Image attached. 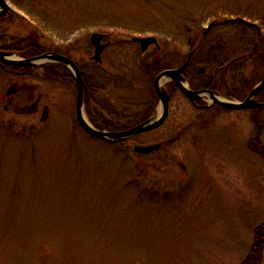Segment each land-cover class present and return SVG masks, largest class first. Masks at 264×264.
<instances>
[{"label":"rangeland","instance_id":"374dc122","mask_svg":"<svg viewBox=\"0 0 264 264\" xmlns=\"http://www.w3.org/2000/svg\"><path fill=\"white\" fill-rule=\"evenodd\" d=\"M14 1L25 2L26 7L32 3L36 17L49 18L55 26L40 32L35 18ZM8 3L11 12L0 22V42L21 47L36 38L46 52L77 59L87 71L88 84L95 81L89 70L98 68L89 62L95 51L90 35L101 31L99 26L110 27L107 32L113 27L124 29L111 34L113 44L104 53L108 73L124 82L107 96L101 91L96 105L119 124L160 111L154 80L141 65L145 58L152 60L158 48L152 46L142 55L140 45L128 41L131 36L178 32L183 16L189 10L201 13L203 4L233 10L247 5L264 16V0ZM210 21L205 19L202 27ZM254 38L250 28L216 25L201 53H213L221 60L243 52ZM190 43L161 39V50L178 67L188 57ZM252 60L243 73L237 72V81L251 85L264 77V56ZM42 65L25 75L0 68V264H242L247 260L256 228L264 224V158L248 146L258 133L252 109L225 108L209 94L205 104H195L168 81L164 86L172 99L165 124L112 145L90 137L79 125L73 82L60 74L49 75ZM200 65L197 59L188 68L189 78L200 77ZM12 87L18 92L9 94ZM248 93L242 99L218 96L239 102ZM37 102V111L27 108ZM258 119L264 145V109ZM156 143L162 148L147 156L133 150L134 145ZM263 258L264 250L254 264H261Z\"/></svg>","mask_w":264,"mask_h":264},{"label":"trees","instance_id":"16d2710c","mask_svg":"<svg viewBox=\"0 0 264 264\" xmlns=\"http://www.w3.org/2000/svg\"><path fill=\"white\" fill-rule=\"evenodd\" d=\"M16 6L22 10H24L31 17L35 18L37 22V27L40 32H44L47 28L54 27V23H51V19L43 17L37 18L34 9L32 8V3L30 6L26 7L21 2L14 1ZM202 7V11L199 14H195V12L189 10L182 18L183 28L178 32L174 31H165L159 30L156 31L155 34L158 35L159 39L162 41H177L179 39H186L192 45V48L195 49V54L192 58L191 65L198 59L200 66L205 68V71L200 73V77H191L190 83L193 89H211L218 91L224 96L242 99L243 95H245L248 91H250L254 86H256L260 80H255L250 84H247V80L237 81L236 74L237 72H242L247 69L249 63L253 61V57L256 55L264 56V16L259 15L256 11H253L250 6L242 5L238 9L233 10L227 5H218L214 7H207L205 4ZM211 19V21H216L217 25H226V24H238L244 26L245 28H250L255 31V38L253 44L247 47L243 52L235 54L230 57H224L223 59H219L217 56H214L213 53H208L206 56L202 55V45L204 41L210 35L203 37L204 28L202 27L205 19ZM235 19V21H231ZM5 18H0V22L4 21ZM255 21H258L256 23ZM256 23L261 31L260 37H258V30L253 25ZM58 27V26H57ZM101 31L111 30L108 26H99L98 28ZM124 30L119 27H113V32H120ZM122 32V31H121ZM127 33V32H126ZM193 39V40H192ZM132 42L131 40H128ZM0 49L9 50L18 55L28 58L44 52L41 45L37 42V39L27 40L23 46H5L3 42L0 43ZM190 54V53H189ZM202 55V57H200ZM187 59V58H186ZM141 65L143 66V70L145 75L149 76V78L154 79V77L162 70L166 68L173 67L169 61L167 53H163L161 49H158L156 54L154 55L152 60L143 59L141 61ZM1 70H6L11 72L13 69H17L22 72L31 71L33 67H7L3 66L0 63ZM46 72L51 74H58L60 71H64L67 82H72L74 76L72 72L65 66L58 63H46L43 65ZM90 78L94 79V83L88 84L87 95H86V104H87V112L93 123V125L101 130L107 129L111 131L115 130H123L125 129L124 124L116 123L112 120H109L107 117H104V114L96 107L99 104V93L101 90L115 89L117 84H121L124 82L123 79L116 76L115 73L112 75L108 73V71L103 70V68L98 65V68L94 75H90ZM174 89H176V86ZM257 98L260 101H264V88L261 89ZM95 99V100H94ZM154 108V106H153ZM107 109V108H106ZM263 107H255L252 109L254 112L253 121L256 125H258V133L255 139H251L248 141L249 148L259 154L262 158H264V145L261 142V130L262 125L258 119V113L262 111ZM154 111V110H153ZM152 111V112H153ZM107 112L112 113L110 109H107ZM115 114V113H113ZM150 114L144 115L142 118L146 119ZM123 141L109 143L112 145H117L122 143ZM264 230V224L257 226L256 234H262ZM262 246V247H261ZM264 250V244L255 243L254 248H252V254L249 256L248 264H254L258 260V255L262 253Z\"/></svg>","mask_w":264,"mask_h":264},{"label":"water","instance_id":"95a60500","mask_svg":"<svg viewBox=\"0 0 264 264\" xmlns=\"http://www.w3.org/2000/svg\"><path fill=\"white\" fill-rule=\"evenodd\" d=\"M10 11V5L7 0H0V17L5 16ZM235 21V19L231 20ZM216 24V21H212L208 24L204 31V36H206L209 31ZM254 25V24H253ZM258 37L261 35V31L258 26ZM106 34L101 32H94L91 34V42L95 47V55L93 59L102 62V57L104 51L109 46L110 43L103 42ZM133 41L140 43L143 52L147 51L151 45L157 44L158 39L154 36L145 37H133ZM194 51H192L187 59V61L178 68H171L161 71L154 80L155 90L161 99V112L158 116L153 119H149L133 128L124 131H105L95 128L87 119L84 111V79L80 72V69L76 63L68 56L59 53H44L31 58L23 59L19 58L11 52L0 50V62L7 66H34L44 62H56L68 66L74 73L77 83V101H76V112L77 118L83 129L92 137L108 141L116 142L131 138L135 135L149 132L161 127L169 115V95L164 89V83L168 80H172L176 83L178 88L192 101L204 100L206 94H210L214 102L228 109L242 110L250 109L254 107H264V102H260L256 99L257 93L264 88V78L259 84H257L248 94V96L243 100V102H233L227 99H218L215 95L217 94L211 90H193L188 85L185 84L187 76V67L189 66L191 59L193 57ZM16 92L15 88L12 87L9 90V94H14ZM47 117L45 113L43 119ZM161 144L152 145H135L133 147L134 151L138 154L149 155L158 149H160ZM264 264V261L263 263Z\"/></svg>","mask_w":264,"mask_h":264},{"label":"flooded vegetation","instance_id":"af4514ba","mask_svg":"<svg viewBox=\"0 0 264 264\" xmlns=\"http://www.w3.org/2000/svg\"><path fill=\"white\" fill-rule=\"evenodd\" d=\"M106 33H107V35H106V37L104 38L103 41H104V42H109L110 45H112V44H113V40L110 38L112 33H110V32H106ZM0 43H1V42H0ZM110 45H109L108 47H110ZM107 49H108V48H107ZM43 50H44V49H43ZM44 52H46V51L44 50ZM73 59H74L75 63L77 64V66L79 67V69H80V71H81V73H82V75H83L84 81H85V92H84V94H85V100H86L87 89H88L87 71L83 69V67L81 66L80 62H78L77 59H75V58H73ZM89 62L97 63L95 60L92 59V57H91V60H90ZM97 64L100 65V66L103 68V70H105V71H109V70H110L109 68H107V67L104 65V62H103V63H97ZM65 67H66V66H65ZM96 70H97V69L94 68V69H90L89 71H90L91 74H92V73H95ZM28 72H29V71H27V72H22V71H19V70H17V69H13V70H11V73L16 74V75H25V74H27ZM111 72H112V71H111ZM58 74H60L59 77H60L61 79H64V80L68 81V80H67V77H66V75H65V73H64L63 70L60 71V72H58ZM91 74H90V75H91ZM72 82H73L74 86H76V88H77V85H76V81H75V79H73ZM14 88H15V87H14ZM15 90H16L15 93H17V92H18V89L15 88ZM101 91H103L102 93H103L105 96L109 95V93L116 92V91H114V89H110V88H109L108 90H101ZM15 93H14V94H15ZM171 99H172V94H169V107H170V101H171ZM94 100H95V99H94ZM39 103H40V102H37V103H35V105H33V106H31V107H27V108H30L31 111L35 112V111L38 110ZM85 103H86V102H85ZM159 103H160V100H159ZM27 108H23V110H30V109H27ZM86 111H87V104H86ZM101 112H102V111H101ZM147 114H148V113H147ZM88 116H89V115H88ZM104 117H105V116H104ZM149 118H150V117H149ZM149 118H147V119H149ZM89 119H90V117H89ZM147 119L140 118V119H138V120L127 121L126 123H124L125 129H123V130L130 129V128L134 127L135 125L144 122V121L147 120ZM90 120H91V119H90ZM160 148H161V147H160ZM255 243H261V245L264 244V230H263L262 234H260V233L255 234ZM261 247H262V246H261ZM253 248H254V247H253ZM248 258H249V257H248ZM248 258H247V260H248ZM242 264H248V262L245 261V262L242 263Z\"/></svg>","mask_w":264,"mask_h":264},{"label":"bare ground","instance_id":"6f19581e","mask_svg":"<svg viewBox=\"0 0 264 264\" xmlns=\"http://www.w3.org/2000/svg\"><path fill=\"white\" fill-rule=\"evenodd\" d=\"M221 100H224L223 98L220 97Z\"/></svg>","mask_w":264,"mask_h":264}]
</instances>
